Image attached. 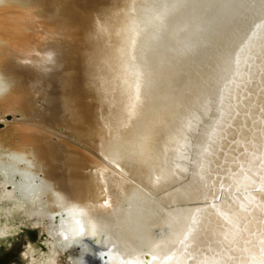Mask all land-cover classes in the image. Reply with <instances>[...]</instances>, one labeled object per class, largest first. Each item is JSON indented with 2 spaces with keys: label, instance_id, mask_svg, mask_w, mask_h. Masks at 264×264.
I'll return each mask as SVG.
<instances>
[{
  "label": "bare ground",
  "instance_id": "obj_1",
  "mask_svg": "<svg viewBox=\"0 0 264 264\" xmlns=\"http://www.w3.org/2000/svg\"><path fill=\"white\" fill-rule=\"evenodd\" d=\"M138 5L139 0H0V81L8 84L0 93V124L5 125L0 131V237L15 229L9 222L15 215L44 227L49 238L45 264H57L58 251L65 252L69 264H79L81 258L85 264H109L102 258L106 251L102 246L85 240L94 254L82 256L81 244L64 239L73 217L66 207L54 206L55 197L45 185H52L67 207L83 212L82 222L118 213L131 236L142 234L145 220L159 225L157 231L163 228L170 208L193 180L189 176L187 182L170 180L159 187L150 182L164 160L163 142L168 137L179 139L186 118L200 111L187 77L158 62L151 102L138 119L130 121L126 114L122 80L132 79L125 71L128 42L141 29L142 38L154 34V13L141 11ZM199 15L175 14L174 31L179 35L171 43L176 48L195 31V23L189 21ZM49 53L60 55L45 71L43 59ZM181 96L184 107H177L174 98ZM242 123L246 126L239 128ZM235 124L238 130L222 143L218 154L226 177L239 176V165L248 166L260 140L255 110L253 119L245 121L241 113ZM144 125L155 137L153 159L147 165L123 160L126 175H122L102 153L112 156L121 144L131 151ZM176 147L168 143L169 157ZM165 167L170 168L171 162ZM100 171L106 177L104 184L99 183ZM105 200L108 208L103 207ZM255 224L241 221L239 228ZM152 251V245L145 243L136 254L150 257Z\"/></svg>",
  "mask_w": 264,
  "mask_h": 264
},
{
  "label": "snow or ice",
  "instance_id": "obj_2",
  "mask_svg": "<svg viewBox=\"0 0 264 264\" xmlns=\"http://www.w3.org/2000/svg\"><path fill=\"white\" fill-rule=\"evenodd\" d=\"M138 6L154 13V34L142 38L141 29L128 42L125 71L132 79L122 80L126 114L130 121L138 119L151 102L158 62L173 74L187 77L200 111L186 118L179 139L168 137L163 142L164 160L150 182L159 187L170 180L187 182L189 176L193 180L170 208L163 228L157 231L159 225L145 220L142 234L131 236L126 235L125 218L118 213L82 222L79 217L84 213L67 207L65 198L52 185H45L55 197L54 206L66 207L73 217L64 239L81 244L82 256L94 254L85 240L102 246L106 249L102 258L109 264H264V0H139ZM181 11L202 15L189 21L195 23V31L176 48L171 39L179 35L174 24L175 14ZM58 55L44 57L45 71L50 70L46 65L57 63ZM7 87L6 81H0V93ZM174 99L177 107H184L183 96ZM253 110L261 125L259 143L254 145L248 166L239 165L243 180L236 173L226 177L218 161L222 143L238 130L237 117L243 113L245 121L253 119ZM245 126L242 123L239 128ZM143 127L131 151L121 144L112 156L102 153L122 175H126L123 160L147 165L153 159V130ZM169 142L177 144L172 157ZM169 161L171 167H165ZM105 181L100 171L99 183ZM103 207H109L107 200ZM253 220L254 228H239L241 221ZM145 243L153 249L148 260L142 256L149 254H136L137 247ZM79 264H85L83 258Z\"/></svg>",
  "mask_w": 264,
  "mask_h": 264
},
{
  "label": "rangeland",
  "instance_id": "obj_3",
  "mask_svg": "<svg viewBox=\"0 0 264 264\" xmlns=\"http://www.w3.org/2000/svg\"><path fill=\"white\" fill-rule=\"evenodd\" d=\"M6 119L10 122L13 118L7 116ZM4 128L5 125L0 124V131ZM9 222L15 229L7 236L0 237V264H45L49 238L43 231L44 227L32 226L24 216L15 215ZM58 253L54 257L57 264H69L65 252Z\"/></svg>",
  "mask_w": 264,
  "mask_h": 264
},
{
  "label": "water",
  "instance_id": "obj_4",
  "mask_svg": "<svg viewBox=\"0 0 264 264\" xmlns=\"http://www.w3.org/2000/svg\"><path fill=\"white\" fill-rule=\"evenodd\" d=\"M148 257H149L148 255H144V260H148L149 259Z\"/></svg>",
  "mask_w": 264,
  "mask_h": 264
}]
</instances>
